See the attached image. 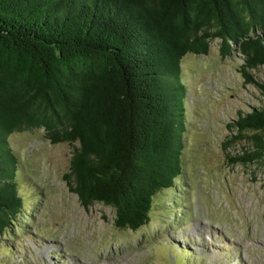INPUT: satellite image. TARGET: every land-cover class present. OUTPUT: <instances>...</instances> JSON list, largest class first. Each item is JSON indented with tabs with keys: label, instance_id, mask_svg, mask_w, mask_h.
<instances>
[{
	"label": "trees",
	"instance_id": "trees-1",
	"mask_svg": "<svg viewBox=\"0 0 264 264\" xmlns=\"http://www.w3.org/2000/svg\"><path fill=\"white\" fill-rule=\"evenodd\" d=\"M214 37L244 54L240 73L264 64V0H0V235L23 201L7 137L36 128L71 146L63 178L81 206L146 224L180 172V59ZM232 123L254 147L232 161L264 158V104Z\"/></svg>",
	"mask_w": 264,
	"mask_h": 264
},
{
	"label": "rangeland",
	"instance_id": "rangeland-1",
	"mask_svg": "<svg viewBox=\"0 0 264 264\" xmlns=\"http://www.w3.org/2000/svg\"><path fill=\"white\" fill-rule=\"evenodd\" d=\"M238 51L221 56L214 37L206 53L180 59V172L136 230L116 227L108 205L81 206L63 178L67 142L50 143L42 128L8 135L23 201L0 235V264H264V158L233 162L254 147L229 126L264 104V64L240 73Z\"/></svg>",
	"mask_w": 264,
	"mask_h": 264
}]
</instances>
